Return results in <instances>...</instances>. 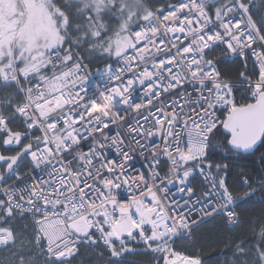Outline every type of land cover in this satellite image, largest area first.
I'll use <instances>...</instances> for the list:
<instances>
[{
  "label": "snow or ice",
  "instance_id": "6c2138e0",
  "mask_svg": "<svg viewBox=\"0 0 264 264\" xmlns=\"http://www.w3.org/2000/svg\"><path fill=\"white\" fill-rule=\"evenodd\" d=\"M251 11L249 0H0V264H73L82 247L104 264L141 248L156 264H204L172 246L191 214L236 226L235 201L264 193V174L255 187L241 174L238 196L227 166L207 162L216 135L228 150L264 145V19ZM85 50L105 65L92 95ZM217 52L242 58L235 80ZM117 120L127 137L103 131ZM250 227L254 243L225 245L230 264H264V224Z\"/></svg>",
  "mask_w": 264,
  "mask_h": 264
},
{
  "label": "trees",
  "instance_id": "16d2710c",
  "mask_svg": "<svg viewBox=\"0 0 264 264\" xmlns=\"http://www.w3.org/2000/svg\"><path fill=\"white\" fill-rule=\"evenodd\" d=\"M158 1L153 0L154 7L163 5ZM84 55L86 56L85 62L91 67L103 64L89 56L86 50ZM216 59L219 70L226 78L235 80L243 70L241 58L228 60L217 52ZM224 144L225 141L222 136H214L209 143L208 158L214 166V172L215 165L227 166L226 181L239 196L244 191H248V189L239 188L238 181L241 174L253 177L254 187L259 182L258 177L264 174V169L261 168L260 164L261 157H264V145L260 143L254 151L248 154H240L228 150ZM236 211L239 214L240 223L235 227L229 228L221 216L214 215L194 227L192 240L180 242L176 249L182 250L187 255L198 254L204 264H230L233 249L226 248L225 245L229 241L239 242L240 240H250L254 243L253 229L250 225L253 222L257 224V227L264 224V193L258 190L250 198L240 200L236 204ZM23 223L21 222V225ZM5 255V253H0V257ZM153 257L154 254H144L143 250H137L125 255L124 260L126 264H154ZM73 264H104V262L99 260L98 252L91 248L82 247L80 255L75 258Z\"/></svg>",
  "mask_w": 264,
  "mask_h": 264
},
{
  "label": "built area",
  "instance_id": "2783aa9c",
  "mask_svg": "<svg viewBox=\"0 0 264 264\" xmlns=\"http://www.w3.org/2000/svg\"><path fill=\"white\" fill-rule=\"evenodd\" d=\"M252 1L253 0H250V3H252ZM223 58L233 59V58H237V57L232 55L231 53H229L227 56L223 55ZM85 64H87V63H85ZM217 66H218V64H217ZM98 67L100 68V70H103L105 65L102 64V65H99V66H96V67H92V68H90V66L88 65L87 69L85 70L89 74V95H92L95 92V86L100 82V77H99V75L97 73ZM244 92H245L244 90H241V93L244 94ZM133 99L139 101L140 100V94L139 93H134ZM144 114L146 115L147 113L145 112ZM121 115L126 117L128 123L135 124L136 119H130V117H132L131 109H129L127 111V113H121ZM137 119H138V117H137ZM221 119H223V114H221ZM140 123L143 124V120H140ZM144 126L146 128L148 127V125H144ZM103 131L105 132V134L110 135V136H115L118 131L123 132L125 137H127V135H128L127 128L122 126V123H121L120 120H117L115 123H110L108 128H103ZM96 135L99 136V133H96ZM89 143H90V141L85 142L83 147L86 149L88 147ZM106 155H107V157L109 159L115 160L117 158L116 157V151H115L114 148H106ZM145 155H147V153H145ZM133 157L134 158L132 160V164L135 166V169L147 171V168L144 166V159L140 155V153L139 152H134L133 153ZM207 162H209V160ZM161 166L164 168L165 171L167 170V165H166V163H163V158H162V165ZM129 171H131V169H129ZM221 175L224 176L225 179H226V174L225 173H222ZM202 181H203V177L200 175V171L197 168V169H195L193 171L192 175L189 178V184L196 190V193H195L196 196H201L203 194L204 186L202 184ZM121 191H122V195L126 197L127 193L124 192V190H121ZM170 191H171V193H175V191H176L175 187H171L170 186ZM174 198L181 199L180 196H175ZM239 200L240 199H237L235 201V205H236V203ZM197 207H199V206H197ZM234 210L236 211L235 206H234ZM191 215H192V218L197 221V223L191 225L190 232L186 233L185 235H182L179 238H174V240L175 239L192 240V230H193V228L195 226H197L198 224H200L201 222H203V221L207 220L208 218H210V217H204L203 219H201V217L199 215H197V213H195V212H193ZM224 221H225L226 225L229 228L235 227L233 225L227 224L225 219H224ZM154 264H156V262Z\"/></svg>",
  "mask_w": 264,
  "mask_h": 264
},
{
  "label": "water",
  "instance_id": "95a60500",
  "mask_svg": "<svg viewBox=\"0 0 264 264\" xmlns=\"http://www.w3.org/2000/svg\"><path fill=\"white\" fill-rule=\"evenodd\" d=\"M260 143H261V142H258L257 145L254 146V148H253L252 150H250L249 152H242V151H238V150H231V151H233V152H235V153H240V154H248V153L254 151Z\"/></svg>",
  "mask_w": 264,
  "mask_h": 264
},
{
  "label": "crops",
  "instance_id": "0c3cea01",
  "mask_svg": "<svg viewBox=\"0 0 264 264\" xmlns=\"http://www.w3.org/2000/svg\"><path fill=\"white\" fill-rule=\"evenodd\" d=\"M172 0H159L158 2H161L163 5L169 3Z\"/></svg>",
  "mask_w": 264,
  "mask_h": 264
},
{
  "label": "rangeland",
  "instance_id": "374dc122",
  "mask_svg": "<svg viewBox=\"0 0 264 264\" xmlns=\"http://www.w3.org/2000/svg\"><path fill=\"white\" fill-rule=\"evenodd\" d=\"M261 10V9H260ZM260 10L257 12L258 14H260ZM263 10V14H262V19H264V9H262ZM257 11V10H256ZM246 87V86H245ZM242 88H243V86H242ZM240 201V200H239ZM238 201V202H239ZM240 220V219H239Z\"/></svg>",
  "mask_w": 264,
  "mask_h": 264
},
{
  "label": "bare ground",
  "instance_id": "6f19581e",
  "mask_svg": "<svg viewBox=\"0 0 264 264\" xmlns=\"http://www.w3.org/2000/svg\"><path fill=\"white\" fill-rule=\"evenodd\" d=\"M169 3H167V4H165V5H162V6H167ZM162 6H160V7H162ZM90 66V65H89ZM97 66H99V65H97ZM94 67H96V66H94ZM90 68H92L91 66H90ZM226 174V173H225ZM92 249V248H91ZM96 252H98V250H95Z\"/></svg>",
  "mask_w": 264,
  "mask_h": 264
}]
</instances>
